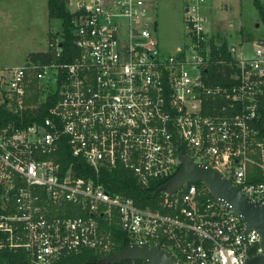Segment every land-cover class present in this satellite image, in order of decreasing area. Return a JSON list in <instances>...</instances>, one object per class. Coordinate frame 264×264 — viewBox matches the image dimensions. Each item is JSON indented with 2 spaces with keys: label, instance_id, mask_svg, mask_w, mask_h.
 Here are the masks:
<instances>
[{
  "label": "built area",
  "instance_id": "1",
  "mask_svg": "<svg viewBox=\"0 0 264 264\" xmlns=\"http://www.w3.org/2000/svg\"><path fill=\"white\" fill-rule=\"evenodd\" d=\"M152 1L65 0L74 55L65 59L61 35L45 57L0 66V104L12 114L0 124V264L108 256L114 225L187 264H244L262 252L258 231L202 181L160 188L187 153L264 202V33L251 56L231 44L216 59L228 82H209L208 0H184L188 42L169 52ZM64 144L91 172L64 164ZM117 166L159 195L140 203L106 189L101 172Z\"/></svg>",
  "mask_w": 264,
  "mask_h": 264
},
{
  "label": "rangeland",
  "instance_id": "2",
  "mask_svg": "<svg viewBox=\"0 0 264 264\" xmlns=\"http://www.w3.org/2000/svg\"><path fill=\"white\" fill-rule=\"evenodd\" d=\"M0 1L6 3L1 6L7 9L4 12L0 9V66L22 63L27 58V46L33 44L43 48L49 36L62 35L61 19L58 17L49 16L45 25L32 22L33 14L28 11L31 0ZM259 1L264 5V0ZM152 2L157 22L155 35L161 49L169 52L178 44L187 43L189 34L185 23L184 0ZM73 6L70 4L71 8ZM207 10V51L209 42L213 41L219 47L226 44V51L231 44H242V55H253L254 42L264 33V23L253 0H209ZM44 27L49 28L50 34L43 30Z\"/></svg>",
  "mask_w": 264,
  "mask_h": 264
},
{
  "label": "trees",
  "instance_id": "3",
  "mask_svg": "<svg viewBox=\"0 0 264 264\" xmlns=\"http://www.w3.org/2000/svg\"><path fill=\"white\" fill-rule=\"evenodd\" d=\"M253 4L256 8H258L260 17L264 23V5L259 0H253ZM48 14L49 16L61 19L63 31L61 46L65 52V59L69 60V58L74 55L76 48L73 43L74 35L70 28L71 14L65 8V0H48ZM53 37V35L49 36V41H51ZM209 44L211 45L210 56L214 61H211L209 67L204 70L203 73L207 74V80H209V82L227 83L228 79L226 76L229 72V68L227 65L216 61V59L222 55L223 57L228 56L226 53V44H222L219 48L213 41H210ZM30 56L32 58L45 57L46 54L44 52L33 51V53H30ZM223 73H226L225 76ZM51 104L52 102L50 101L45 104V107L41 111L42 115L46 113L47 107ZM10 117H12L11 112L5 108L3 104H0V124H5ZM260 129L264 131V122L260 124ZM60 154H64L65 156L62 159L65 165H69L72 162L73 167H79L80 171H86L88 173L91 172L90 165L86 164L82 158L71 154L67 145H62ZM100 180L104 187L109 191L121 192L123 194L130 195L140 203L143 201H151L159 195V192H157L158 184H152L148 187L143 185L141 186L137 183L133 172L125 167L123 168L121 166H117L112 169L102 170ZM112 230L113 239L118 241L117 249L124 248L131 242L127 233L122 231L118 226H112ZM101 259V256L93 249H85L82 252L62 258L57 264H127L130 260L127 258L126 260H119L116 262H102ZM11 260L12 259L9 258V261ZM138 261L141 260L138 259ZM146 262L149 264L148 261Z\"/></svg>",
  "mask_w": 264,
  "mask_h": 264
},
{
  "label": "water",
  "instance_id": "4",
  "mask_svg": "<svg viewBox=\"0 0 264 264\" xmlns=\"http://www.w3.org/2000/svg\"><path fill=\"white\" fill-rule=\"evenodd\" d=\"M182 167L160 189L172 193L184 182L202 181L211 191L212 199L222 200L230 205L245 220V230L254 228L261 237L263 250L250 256L244 264H264V202L247 196L239 186L233 185L222 171L206 162L193 159L187 153H181ZM102 262L128 259L147 260L149 264H187L156 244L131 242L108 256L101 257Z\"/></svg>",
  "mask_w": 264,
  "mask_h": 264
},
{
  "label": "crops",
  "instance_id": "5",
  "mask_svg": "<svg viewBox=\"0 0 264 264\" xmlns=\"http://www.w3.org/2000/svg\"><path fill=\"white\" fill-rule=\"evenodd\" d=\"M17 2L18 0H13V2ZM21 1H28V0H21ZM209 1V0H208ZM1 4H6L3 3L2 1H0V9L1 11H6L7 9L3 6H1ZM16 4V3H15ZM28 11H31V13L33 14L32 17V22L34 21V23H39L40 25L44 24L45 22H47V19L49 17L48 14V0H31V3L28 6ZM45 25V24H44ZM49 28L44 27V31L48 34H50V31H48ZM49 40V39H48ZM48 40H47V44H48ZM47 44L45 47L43 48H39V46L37 45H29L27 46V50L25 51L26 57L30 56V53H33V51L35 52H43L45 50H47ZM180 45V44H178Z\"/></svg>",
  "mask_w": 264,
  "mask_h": 264
}]
</instances>
